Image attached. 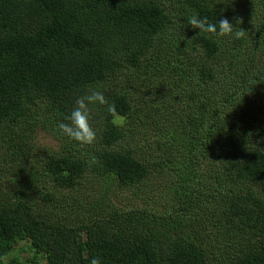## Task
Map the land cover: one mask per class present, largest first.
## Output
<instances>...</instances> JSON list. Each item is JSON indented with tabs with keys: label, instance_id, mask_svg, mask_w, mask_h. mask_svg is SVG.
Instances as JSON below:
<instances>
[{
	"label": "trees",
	"instance_id": "16d2710c",
	"mask_svg": "<svg viewBox=\"0 0 264 264\" xmlns=\"http://www.w3.org/2000/svg\"><path fill=\"white\" fill-rule=\"evenodd\" d=\"M93 89L117 111L80 144L57 125ZM92 257L264 264V0H0V264Z\"/></svg>",
	"mask_w": 264,
	"mask_h": 264
},
{
	"label": "clouds",
	"instance_id": "9594fccd",
	"mask_svg": "<svg viewBox=\"0 0 264 264\" xmlns=\"http://www.w3.org/2000/svg\"><path fill=\"white\" fill-rule=\"evenodd\" d=\"M185 24L198 29V33H207L215 36L218 40L224 37L239 39L243 37V30L237 31L236 26L227 17H222L215 22L209 20L206 15L192 12L185 19ZM105 106L109 115L116 114L115 103H110L103 91L89 90L85 95L77 96L70 113L64 117L67 122H59L57 127L60 132L80 144H92L97 138L96 130L90 123V106ZM90 264H103L101 258L92 257Z\"/></svg>",
	"mask_w": 264,
	"mask_h": 264
},
{
	"label": "rangeland",
	"instance_id": "374dc122",
	"mask_svg": "<svg viewBox=\"0 0 264 264\" xmlns=\"http://www.w3.org/2000/svg\"><path fill=\"white\" fill-rule=\"evenodd\" d=\"M145 99H150L149 94H145L144 96ZM138 99V98H136ZM142 103V100H141ZM152 130L147 131L148 135L151 136L152 133L150 134ZM153 132V131H152ZM42 142L45 144H48L49 142L53 144H57V142L52 141L48 136H45L41 138ZM147 153L146 149L144 151ZM145 194L142 196L144 197ZM169 197L166 196L165 194H156V196L149 195V198L146 200V204L141 203L140 200L136 199V204L141 205V206H147V209L153 210L154 212L158 213H165V211H168L167 209L169 208ZM15 253H17V257H19V260L22 262L28 255V247L25 244H20L15 248ZM23 264V263H22Z\"/></svg>",
	"mask_w": 264,
	"mask_h": 264
}]
</instances>
